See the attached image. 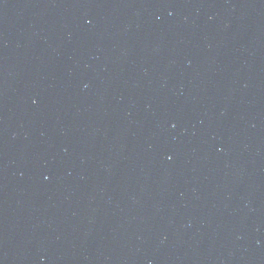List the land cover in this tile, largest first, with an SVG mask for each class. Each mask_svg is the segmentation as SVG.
Wrapping results in <instances>:
<instances>
[{
  "label": "water",
  "instance_id": "water-1",
  "mask_svg": "<svg viewBox=\"0 0 264 264\" xmlns=\"http://www.w3.org/2000/svg\"><path fill=\"white\" fill-rule=\"evenodd\" d=\"M0 264H264V0H0Z\"/></svg>",
  "mask_w": 264,
  "mask_h": 264
}]
</instances>
